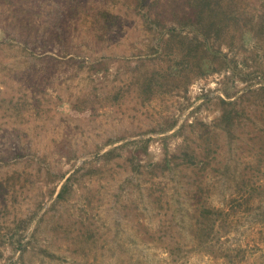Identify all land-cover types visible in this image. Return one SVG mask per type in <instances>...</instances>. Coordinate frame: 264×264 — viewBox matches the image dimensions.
<instances>
[{"label":"rangeland","instance_id":"1","mask_svg":"<svg viewBox=\"0 0 264 264\" xmlns=\"http://www.w3.org/2000/svg\"><path fill=\"white\" fill-rule=\"evenodd\" d=\"M0 264H264V0H0Z\"/></svg>","mask_w":264,"mask_h":264},{"label":"trees","instance_id":"2","mask_svg":"<svg viewBox=\"0 0 264 264\" xmlns=\"http://www.w3.org/2000/svg\"><path fill=\"white\" fill-rule=\"evenodd\" d=\"M173 30H174L173 28L170 29V31H173Z\"/></svg>","mask_w":264,"mask_h":264}]
</instances>
